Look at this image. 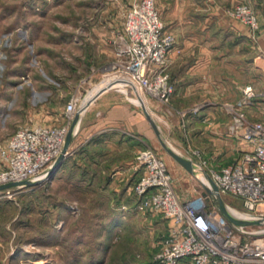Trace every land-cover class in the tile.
Masks as SVG:
<instances>
[{"label": "rangeland", "instance_id": "obj_1", "mask_svg": "<svg viewBox=\"0 0 264 264\" xmlns=\"http://www.w3.org/2000/svg\"><path fill=\"white\" fill-rule=\"evenodd\" d=\"M134 1L0 0V91L6 77L15 76L18 126L65 120L64 105L73 94L83 98L106 74L115 58L125 8ZM25 22L29 25L23 27ZM258 35L241 40L238 54L243 60L236 70L243 85L250 82L263 93L260 99L264 50ZM6 52L9 59L3 63ZM239 96L238 92L228 100ZM159 150L171 158L162 145ZM70 165L37 184L10 188L9 193L0 189V264H152L170 236V219L138 209L135 191L125 205L105 206L95 188L83 189L78 168ZM188 175L174 180L182 198L202 188L198 175ZM225 200L241 207L237 198ZM230 224L259 228L256 223Z\"/></svg>", "mask_w": 264, "mask_h": 264}, {"label": "built area", "instance_id": "obj_2", "mask_svg": "<svg viewBox=\"0 0 264 264\" xmlns=\"http://www.w3.org/2000/svg\"><path fill=\"white\" fill-rule=\"evenodd\" d=\"M125 12L115 58L94 92L110 81L126 79L151 97L167 103L175 91L169 72V52L175 46V35L164 26L156 0H136ZM227 13L246 23L250 34L257 37L261 23L253 0H236ZM259 94L263 93L248 83L239 97L225 103L230 117L228 131L250 146L219 168H207L205 159L193 160L198 177L213 193L182 198L161 152L151 147L138 150L136 162L142 173L135 183L136 207L160 212L171 221L170 236L162 242L152 264H180L183 260L190 264H264V219L256 223L257 229L238 224L235 228L219 210L211 181H215L224 197L240 200V208L231 207L246 215L231 211L235 216L251 219L264 216V95L259 99ZM85 99L73 94L65 103L62 123L19 125L12 135L0 141V183L44 180L59 157L77 106ZM64 155H68V150ZM5 190L9 193L10 188ZM252 232L258 235L253 236Z\"/></svg>", "mask_w": 264, "mask_h": 264}, {"label": "crops", "instance_id": "obj_3", "mask_svg": "<svg viewBox=\"0 0 264 264\" xmlns=\"http://www.w3.org/2000/svg\"><path fill=\"white\" fill-rule=\"evenodd\" d=\"M234 1L157 0L164 26L174 33L176 41L169 52V72L175 88L169 102L145 92L143 102L141 89L126 79H115L88 95L90 102L77 121L65 158L76 159L82 176L80 185L87 191L95 188L105 206L125 205L133 198L135 183L142 173L136 154L145 147L160 152L161 135L185 157L205 159L207 168L232 162L250 146L228 131L230 117L225 107L228 98L238 92L241 95L250 83L243 85L236 70L243 60L238 54L241 40H249L250 29L246 23L228 17L227 7ZM255 1L261 23L258 42L264 50V0ZM1 52L0 48V55ZM3 56L1 61L7 63L8 52ZM6 78L7 86L2 84L0 91V141L12 135L19 122L15 76ZM148 114L157 123L160 135ZM170 155L171 158L164 157L171 172L174 170L173 181L188 179L192 170ZM201 187L184 198L203 193V182Z\"/></svg>", "mask_w": 264, "mask_h": 264}, {"label": "water", "instance_id": "obj_4", "mask_svg": "<svg viewBox=\"0 0 264 264\" xmlns=\"http://www.w3.org/2000/svg\"><path fill=\"white\" fill-rule=\"evenodd\" d=\"M139 89H141V96L144 95V90L139 86ZM90 102V97H88L87 99L83 100L78 106H77V110L73 116L72 121L70 122V127L68 129V132L65 136V143L63 145V148L59 154V157L54 161V163L50 166V168L48 169L49 173H48V177L51 178L56 170L58 169V167L60 166V163L65 159V155L64 152L67 150L69 142H70V138L72 136V133L74 131V128L77 125V121L79 120L80 116L82 115L83 111H84V104H88ZM149 115V119H151L152 123L155 126V129L157 130V132L160 135V130L158 128L157 123L155 122V120L151 117L150 114ZM161 141L163 143V146L165 147L166 150L169 151L170 154H173L180 162H182L187 168L191 169L192 171H194L196 174H198L197 169L195 168L194 164H193V160L192 158H187L184 155H182L180 152H178L177 150H175L173 147H171L167 141L162 137L161 135ZM206 175L209 177V179H211V177L209 176V173L207 171H205ZM213 187H214V193L216 195L215 198V202L218 205L219 210H222V212L225 214V216L228 218L229 222L234 223V224H243V223H260L263 221L264 216H262L260 219H252L250 221L245 220L241 217L235 216L230 208L231 205L229 203H227V201L225 200V197L223 195H221V193H219L218 191V187L217 184L215 183V181L213 179H211ZM38 181H34V180H24V181H14V182H5V183H0V189H6V188H14L16 186H29L32 184H37ZM204 192H212L213 190L210 189L208 186L206 187V190Z\"/></svg>", "mask_w": 264, "mask_h": 264}, {"label": "trees", "instance_id": "obj_5", "mask_svg": "<svg viewBox=\"0 0 264 264\" xmlns=\"http://www.w3.org/2000/svg\"><path fill=\"white\" fill-rule=\"evenodd\" d=\"M29 25V23H27L26 24V22L24 23V25H23V27L24 26H28ZM4 47V46H3ZM68 164H71L70 166H71V168L70 169H74L75 170V165H76V167L78 168V164H77V161H76V159L75 160H70V159H68V157L67 158H65L61 163H60V166L58 167V171H60V170H65L66 169V166L68 167ZM74 176L76 175V172L73 174ZM80 179H81V177L78 179V181L80 182ZM78 181H76V185H79L78 184ZM78 187H80V185L78 186ZM81 188V187H80ZM65 210V209H64ZM100 221V219L99 220H97V224L98 225H100L101 223L99 222ZM109 230V229H108ZM106 231V230H105ZM107 232V231H106ZM52 234V233H51ZM57 237H59V236H57L56 235V237L55 238H57ZM62 238H65L64 236L62 237ZM98 262V264H100L99 263V261H97Z\"/></svg>", "mask_w": 264, "mask_h": 264}, {"label": "bare ground", "instance_id": "obj_6", "mask_svg": "<svg viewBox=\"0 0 264 264\" xmlns=\"http://www.w3.org/2000/svg\"><path fill=\"white\" fill-rule=\"evenodd\" d=\"M111 82V81H110ZM95 89H97V87H95V88H93L92 90H90L89 92H90V95L92 94V91H95ZM141 99L143 100V102H145V96L144 95H142L141 96ZM230 210L236 215H239V216H245L246 214L243 212V211H241V210H239V209H235V208H233V207H231L230 208Z\"/></svg>", "mask_w": 264, "mask_h": 264}]
</instances>
